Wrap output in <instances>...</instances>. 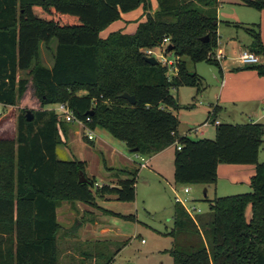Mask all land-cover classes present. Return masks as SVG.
I'll return each mask as SVG.
<instances>
[{"label":"trees","instance_id":"obj_1","mask_svg":"<svg viewBox=\"0 0 264 264\" xmlns=\"http://www.w3.org/2000/svg\"><path fill=\"white\" fill-rule=\"evenodd\" d=\"M221 2L158 0L152 12L150 0H0V103L17 104L29 83L20 72L29 71L41 106L31 111L32 120L22 109L16 137L0 138V264H59L57 208L63 201L136 198L139 168L113 169L114 185L99 186L87 176L85 160L58 157L67 129L54 109L45 108L58 103H67L92 130H109L140 156L175 144L176 183L213 184L219 163L254 164L249 191L207 198L208 210L195 218L175 202L167 234L174 238V264H264V161L258 160L264 123H220L214 139L177 133L179 104L172 90L199 89L203 80L187 59L222 71L211 56L218 47ZM239 2L264 9V0ZM141 5L146 20L134 34L114 31L100 37L122 13ZM245 28L252 37L248 49L264 59L260 25ZM166 37L173 50L167 46L165 54L175 55L176 74L146 60L145 50ZM42 46L52 53L51 67L41 62ZM251 66L264 75L262 62ZM125 92L135 96V104L122 97ZM80 171L88 182L79 181Z\"/></svg>","mask_w":264,"mask_h":264},{"label":"rangeland","instance_id":"obj_2","mask_svg":"<svg viewBox=\"0 0 264 264\" xmlns=\"http://www.w3.org/2000/svg\"><path fill=\"white\" fill-rule=\"evenodd\" d=\"M150 4L153 9L156 4L158 6V0H150ZM141 7L142 5L127 12L136 15L132 19L133 21L123 23V16L121 15V18L100 32V37L106 38L114 31L134 34L139 24L146 20L145 15H142V12L139 13ZM256 15L257 10L255 8L243 4H233L230 1L224 0L219 5V18L230 21L231 25H233L231 31L233 29V35L237 37L228 40L230 28L227 25H221L222 44L215 51L222 53L221 65L226 74H231V79L227 80L226 74H223L222 71L220 72L216 65L207 62L193 63L187 59L189 68L193 71L197 69L199 75H203L205 79L203 78L199 89L192 86H180L178 91L176 89L172 90L179 104L176 109L173 108L179 119L177 127L178 136H188L193 139H214L216 124L211 123L210 127H204L203 125L208 117V110L213 108L212 101L217 102V99H220L222 91L225 89L226 92L230 85H232V88L236 87L237 84L254 85L255 81L253 79H255V75L264 76L260 75L258 70L251 65L240 66L236 60V57L240 54L239 46L242 47L240 39L244 40V38H247L245 26L255 25V22L259 24V21H255ZM259 25L261 29V24ZM56 44L57 42L53 41L52 46H54V49ZM153 56L156 57V55ZM166 57L167 59L176 60L173 53L166 55ZM51 58V51L42 46L41 62L44 65H51ZM261 62L264 64V59ZM20 76L29 79L28 88L18 99L15 106L0 103V138L12 139L16 137L17 120L22 109L25 108L32 111L41 107L39 100L34 96V86L29 71H21ZM79 93L82 94L84 91H80ZM244 94H234L233 100L236 101V110L247 109L253 106V104H247L251 100H248L250 97ZM233 105L234 103H232ZM54 106L57 107V105ZM232 106L230 105V107ZM68 125L72 126L73 123H68ZM197 128L198 130H196ZM73 129L74 131H78L79 134L77 137L73 136L74 141L68 140L65 143V145L68 144L67 146L59 147L58 157L60 159L85 160L87 162L86 171L96 176V180L99 182L115 169L127 167L132 169L137 167L140 170L137 176L136 198L134 201L125 202L97 197L95 204L85 203L93 207V209L100 206L102 211L108 213L106 216L112 230L108 234L100 235L99 237L91 234L93 238L105 240L107 244L96 245L93 242L86 246L80 244L76 246L67 242L68 240L65 241L64 232L61 230L58 235L59 264H103L107 259L114 256L118 248L122 249L115 256L112 264H174L170 253L174 245V238L168 235L167 232L173 227L172 216L176 192L184 198L193 197L192 203L201 208L202 211H207L209 208L207 198L215 194V185H186L176 183L174 163L175 144L169 148H165L160 153L158 152V155L156 153V155L143 156L149 161V165L148 167H140L139 163L142 162L140 156L138 158L134 157L137 162L136 164L129 163L130 161L126 157L134 153L128 149L123 141L114 137L109 130L97 127L93 130L95 140L88 141L85 136L88 131L77 125H73ZM209 130H212L213 133L209 134ZM202 131H205V134ZM263 146L264 143L260 147L261 160H264ZM219 164L221 165H218L220 167L217 173L218 192H222V190L227 188L225 187V182H223L225 179L223 176H227L225 169L235 166H233L234 164L224 162ZM251 178L250 182H248L249 187H246L244 184H238L236 190L231 189L229 192L239 194L249 191ZM96 185L100 186L98 183ZM185 186L191 187L189 194L184 192ZM93 190L95 191L96 188ZM204 190L208 191V197L204 195ZM249 212L250 208L248 214ZM67 249L71 250V252L68 254L63 253Z\"/></svg>","mask_w":264,"mask_h":264},{"label":"crops","instance_id":"obj_3","mask_svg":"<svg viewBox=\"0 0 264 264\" xmlns=\"http://www.w3.org/2000/svg\"><path fill=\"white\" fill-rule=\"evenodd\" d=\"M221 1L223 2L224 0H221ZM225 1H230L233 4L241 5V3L238 0H225ZM222 2H221V4H222ZM157 9H158V6L156 4L155 7L152 9V12L156 11ZM256 10H257V15L255 18L256 19L255 21H259V24H261V29H260L261 30V39H262V42L264 44V9H261V10L256 9ZM141 12H142V15H145L143 7L140 8L139 13H141ZM122 16H123V18H122L123 23L131 22V21H133L132 19L134 17H136L135 14L127 13V12L122 13ZM218 20H219V23H218V35H219L218 47H220L219 45L222 44V42H221V38H222L221 25L224 24L230 28V35H229L228 40L235 39L237 37H234L233 29L231 31V28H233V25H231L229 20H224L222 18H219V16H218ZM255 23L257 24V22H255ZM246 37L247 38L246 39L244 38V40L240 39V41H241L240 43L242 44V47L239 46L240 51L248 49V46L252 42V37L248 32L246 33ZM53 48H54V46H53ZM52 64H53V59L51 58V65H46V66L51 67ZM220 65H221V62H220ZM240 66H242V65H240ZM221 67H222V65H221ZM224 68H226V67H224ZM194 71H196L199 74V71L197 69H195ZM222 73L226 74V71H224L223 67H222ZM200 76L203 77V75H200ZM203 78L205 79V77H203ZM226 79L227 80L231 79V74L230 75L226 74ZM253 80L255 81L254 85L237 84L236 87H233V88H232V85H230L226 92L224 89L222 91L220 99H217V102L212 101L213 108L211 110H208V117L205 120V122H206L208 119H210V122L207 125H205V122H204V124H203L204 127H210L211 123H214V120H218L219 123H233V124L247 123V122H262V123H264V76L255 75V79H253ZM176 91H178V89H176ZM235 93H238V94L245 93L244 95L249 96L250 98H248V100H251V101L248 102L247 104H250V105L253 104L254 108H252L253 106H251L250 108H247V109L245 108L242 110H236L235 109L237 107L235 104L236 101L233 100ZM232 103H234L233 106H232ZM54 105H57V104L48 105L45 108L46 109H56V107ZM230 105L233 107V109H232V107H230ZM210 113H213V115L211 117H210ZM64 124H65V128L67 129V132L65 133V135L62 134L63 143L58 146L57 153L59 152V147L67 146L68 144L65 145V143H67L68 140H70L71 142H72V140L74 141V137H77V135L79 134L78 131H74V129H73V125H77V124L73 123L72 126H69L68 122H64ZM196 130H198V128ZM202 133L205 134V131H202ZM208 133L212 134L213 131L209 130ZM214 133L216 134V131ZM91 141H93V140H91ZM169 147H167V148H169ZM160 152H162V151H160ZM260 154H261V151H259L258 160L260 162H262L264 160H261ZM157 155H158V153H157ZM122 156H124V155H122ZM134 157L138 158L139 156H138V154L134 153L131 156L128 155L126 158L130 161L129 163L132 162V163L136 164L137 162L134 159ZM148 162L149 161L146 160V164H147L146 167H148V165H149ZM219 165H221V164H219ZM233 166H235V167H228L227 169H225L227 171V176H223V177H225L223 182H225V184H226L225 187H227V188L225 190H222V192H218V188H219L218 184L219 183L217 180L216 183L211 184V185H215L214 186L215 194L212 197H209V199H212L215 196L232 195V193H235V192H229V191L231 189L236 190L238 188V184H241V185L244 184L246 187H249L248 182H250V178L255 174V168H256L255 165L254 164H234ZM219 167L220 166H218V169H219ZM127 169H131V168L127 167ZM218 169H217V173H218ZM86 174L88 177H94L96 179V176L89 174L87 171H86ZM125 176L126 175H121L120 177L125 178ZM117 180H118V177L116 176L115 171H111V173L107 174V176L104 179H102L100 182L97 180H96V182L98 184H100V186L103 184L114 185V183ZM187 185H189V184H187ZM197 185H199V184H197ZM200 185H203V184H200ZM190 192H191V187H190V191L187 194H189ZM229 193H231V194H229ZM236 194H238V193H236ZM204 195L206 197H208V191L207 190H204ZM105 199H116V198L114 196H108ZM190 199L193 200L194 198L192 197ZM113 212H115V211H113ZM204 212L205 211H203V213ZM107 214L108 213L106 211L101 210L100 206L96 209H93V207H91V206H89L83 202H79V201H77L75 203L63 201L60 204V206L57 208V219H58L59 223L61 224L60 231L62 230L64 232L65 241L68 240L67 242H70L71 244H75L76 246H78L79 244L82 246L83 245L86 246L88 244L90 245L93 242L96 245L104 244V243L107 244V242H105V240L102 241L99 239H95L91 236V234H92L95 237H99L100 235L108 234L112 230V228L108 224V219L106 216ZM106 240H108V239H106ZM143 242H144V240H143ZM121 249L122 248H118L116 250V252L113 256L112 262L115 260V256L121 251ZM70 252H71V250L67 249L63 253L68 254ZM112 262L110 264H112Z\"/></svg>","mask_w":264,"mask_h":264},{"label":"built area","instance_id":"obj_4","mask_svg":"<svg viewBox=\"0 0 264 264\" xmlns=\"http://www.w3.org/2000/svg\"><path fill=\"white\" fill-rule=\"evenodd\" d=\"M169 44V38L166 37L162 41L160 45H158L154 49H146L145 53L147 56H153L156 55L157 59L159 62L162 64L166 65L169 67V75L171 74H176L177 73V67H176V61L173 59H167L165 50ZM214 59L218 60L219 62L223 58V55L220 51H215L211 55ZM237 62L242 65H254V64H259L262 61V57L255 54L254 52L250 51L249 49H245L240 51V54L236 57ZM56 114L58 115V120L60 122H68V123H75L85 131H88L86 134V137L89 140H94L95 135L93 134V130L88 126L87 122L84 120H81L77 118L73 111L70 109L67 103H58L56 109ZM213 115V113H210V117ZM88 122H91L90 117L87 118ZM210 122V119H208L205 122V125H207ZM215 124H220L218 120H214ZM178 149H181V145L178 144ZM140 156V155H138ZM140 160L142 162L139 163L140 167H146V159L143 156H140ZM190 191V188L188 186L184 187V192L188 193ZM175 202L181 203L186 211L189 213V215L193 218L199 213H202V209L198 208L196 205L192 203V200L190 198H184L178 195L176 192L175 197H174Z\"/></svg>","mask_w":264,"mask_h":264},{"label":"water","instance_id":"obj_5","mask_svg":"<svg viewBox=\"0 0 264 264\" xmlns=\"http://www.w3.org/2000/svg\"><path fill=\"white\" fill-rule=\"evenodd\" d=\"M209 37L206 36L204 37L202 40H207ZM168 50L172 51L173 50V46L172 45H168ZM146 60L151 63V64H157L159 61L155 56H146ZM122 97H124L125 99H127L131 104H135L136 103V99L134 95H130L129 93L125 92L122 94ZM27 119L28 120H32L33 119V114L31 113V111L28 110L27 112ZM137 151V149H133L132 152ZM79 181L80 182H88V178L86 177L85 173L83 171L79 172Z\"/></svg>","mask_w":264,"mask_h":264}]
</instances>
